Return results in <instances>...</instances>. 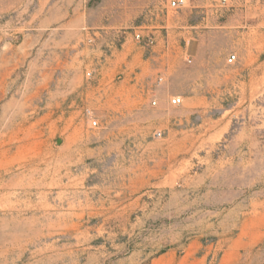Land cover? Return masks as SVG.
I'll return each instance as SVG.
<instances>
[{"label":"rangeland","instance_id":"374dc122","mask_svg":"<svg viewBox=\"0 0 264 264\" xmlns=\"http://www.w3.org/2000/svg\"><path fill=\"white\" fill-rule=\"evenodd\" d=\"M0 264H264V0H0Z\"/></svg>","mask_w":264,"mask_h":264},{"label":"built area","instance_id":"2783aa9c","mask_svg":"<svg viewBox=\"0 0 264 264\" xmlns=\"http://www.w3.org/2000/svg\"><path fill=\"white\" fill-rule=\"evenodd\" d=\"M172 6H179V2L177 1H172ZM135 37L138 39L139 38V35L136 34ZM236 60V55L235 54H230L228 55L227 57V63L231 64L233 63L234 61ZM181 102V98L180 97H171L170 98V103L173 104V105H178L179 103ZM155 103V102H153ZM86 114L89 115L90 114V111H86ZM96 123V121L94 120L92 122V124L94 125Z\"/></svg>","mask_w":264,"mask_h":264}]
</instances>
